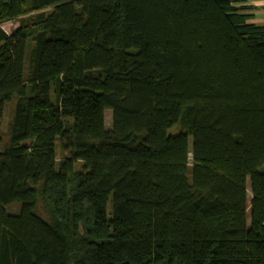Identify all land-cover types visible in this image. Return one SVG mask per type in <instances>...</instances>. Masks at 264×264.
Returning <instances> with one entry per match:
<instances>
[{
  "label": "trees",
  "instance_id": "16d2710c",
  "mask_svg": "<svg viewBox=\"0 0 264 264\" xmlns=\"http://www.w3.org/2000/svg\"><path fill=\"white\" fill-rule=\"evenodd\" d=\"M239 2L0 0V264H264V23Z\"/></svg>",
  "mask_w": 264,
  "mask_h": 264
},
{
  "label": "rangeland",
  "instance_id": "374dc122",
  "mask_svg": "<svg viewBox=\"0 0 264 264\" xmlns=\"http://www.w3.org/2000/svg\"><path fill=\"white\" fill-rule=\"evenodd\" d=\"M238 5H242L246 8V13L251 14L252 18L249 20L253 23H264V0H240ZM17 26V22L15 20L6 21L2 23V27L7 32H10L13 28ZM8 118V109H6V112L4 114L3 122H2V132L5 131L6 122ZM111 123V116L110 113L107 112L105 115V124L106 127H109ZM179 128L178 126H173L171 129H169V132L172 134L178 133ZM189 149L191 147V142L189 140ZM249 192V191H248ZM249 197H251V194L249 192ZM7 211L11 213H15L18 211V205L14 204L11 206H8Z\"/></svg>",
  "mask_w": 264,
  "mask_h": 264
}]
</instances>
